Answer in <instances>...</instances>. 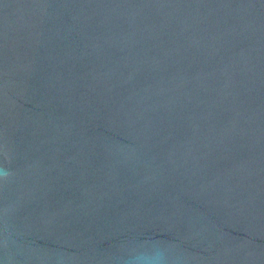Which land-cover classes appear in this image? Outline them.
<instances>
[{"label": "water", "instance_id": "obj_1", "mask_svg": "<svg viewBox=\"0 0 264 264\" xmlns=\"http://www.w3.org/2000/svg\"><path fill=\"white\" fill-rule=\"evenodd\" d=\"M0 264H264V0H0Z\"/></svg>", "mask_w": 264, "mask_h": 264}, {"label": "clouds", "instance_id": "obj_2", "mask_svg": "<svg viewBox=\"0 0 264 264\" xmlns=\"http://www.w3.org/2000/svg\"><path fill=\"white\" fill-rule=\"evenodd\" d=\"M6 171H0V176H8ZM130 264H167L166 252L159 245H154L148 252L136 254Z\"/></svg>", "mask_w": 264, "mask_h": 264}]
</instances>
